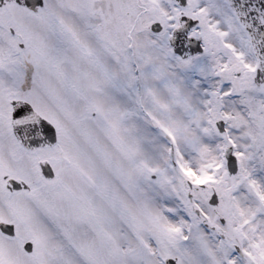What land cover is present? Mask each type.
Segmentation results:
<instances>
[{"label":"snow or ice","instance_id":"1","mask_svg":"<svg viewBox=\"0 0 264 264\" xmlns=\"http://www.w3.org/2000/svg\"><path fill=\"white\" fill-rule=\"evenodd\" d=\"M0 264H264V0H0Z\"/></svg>","mask_w":264,"mask_h":264}]
</instances>
